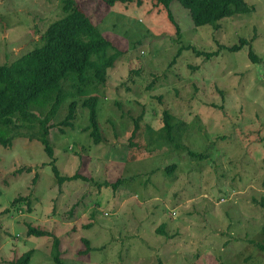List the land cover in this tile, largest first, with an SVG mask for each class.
Masks as SVG:
<instances>
[{
	"label": "rangeland",
	"instance_id": "rangeland-1",
	"mask_svg": "<svg viewBox=\"0 0 264 264\" xmlns=\"http://www.w3.org/2000/svg\"><path fill=\"white\" fill-rule=\"evenodd\" d=\"M62 1L0 0V64L38 45ZM74 1L121 51L96 106L101 138L83 130L76 98L74 128L49 130L52 158L24 136L0 144V264L29 250L26 264H56L53 236L63 264H264V0L217 28L175 0L172 19L154 0ZM163 111L178 146L149 138ZM51 163L78 177L59 183Z\"/></svg>",
	"mask_w": 264,
	"mask_h": 264
},
{
	"label": "trees",
	"instance_id": "trees-1",
	"mask_svg": "<svg viewBox=\"0 0 264 264\" xmlns=\"http://www.w3.org/2000/svg\"><path fill=\"white\" fill-rule=\"evenodd\" d=\"M106 1L113 5L115 1L133 0ZM171 1L173 0H154L155 4L168 11L170 19ZM175 1L188 10L195 26L211 25L214 28H217L220 19L249 13L254 8L244 0ZM62 2L64 15L51 22L40 33L38 45L11 63L0 64V144L6 147L11 144L14 137L24 136L29 140H37L50 158L53 157V148L48 138L49 130L56 127L58 131L65 132V128H74L76 98H81L80 106L87 110V123L83 130L88 131L94 143L100 141L96 106L106 81L107 70L121 53L99 32L74 0ZM246 43L244 38H240L238 44L227 46V49L237 51ZM205 55L207 58L211 56L209 52H205ZM62 108L65 109L62 116L52 123L51 121L61 114ZM142 117L141 111L134 119V128L129 138L131 156H134L132 152L138 143L135 139L139 135V122ZM173 118L167 111L162 112V128L156 138L149 136L151 141L157 144L163 141L166 145H179L176 141L177 125ZM51 165L59 183L78 177V174L60 175L56 166L53 163ZM173 167L174 165H171L167 170L172 171ZM29 170L30 168L26 169ZM116 184L117 182H114L112 186L116 187ZM20 200L23 198L14 201ZM28 234L43 236L48 233L29 226ZM82 241L85 246L83 252L89 251L87 240ZM58 247L59 239L53 236L51 248L53 260L56 264H63ZM258 247L264 251V243H259ZM81 251L79 253H82ZM30 255V250L23 253L15 264H26Z\"/></svg>",
	"mask_w": 264,
	"mask_h": 264
}]
</instances>
